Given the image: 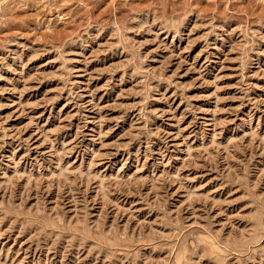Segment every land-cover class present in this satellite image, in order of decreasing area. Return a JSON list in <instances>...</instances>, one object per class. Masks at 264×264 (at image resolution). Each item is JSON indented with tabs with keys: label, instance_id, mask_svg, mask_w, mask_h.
I'll use <instances>...</instances> for the list:
<instances>
[{
	"label": "rangeland",
	"instance_id": "374dc122",
	"mask_svg": "<svg viewBox=\"0 0 264 264\" xmlns=\"http://www.w3.org/2000/svg\"><path fill=\"white\" fill-rule=\"evenodd\" d=\"M0 264H264V0H0Z\"/></svg>",
	"mask_w": 264,
	"mask_h": 264
}]
</instances>
